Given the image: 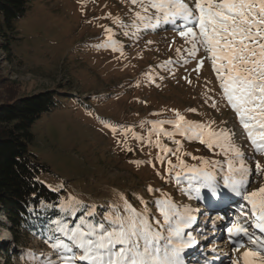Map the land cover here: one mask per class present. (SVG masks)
Wrapping results in <instances>:
<instances>
[{
	"label": "rangeland",
	"instance_id": "1",
	"mask_svg": "<svg viewBox=\"0 0 264 264\" xmlns=\"http://www.w3.org/2000/svg\"><path fill=\"white\" fill-rule=\"evenodd\" d=\"M138 10L140 6L131 5L130 0H33L25 16L15 23V31L0 32V101L46 90L59 93L56 100L60 104L43 114L31 127L29 149L43 167L39 179L52 191L62 193L60 203L74 197L84 205H96L97 219L112 203H122L121 195L140 211L144 209L139 199L142 197L157 217L159 213L152 201L164 197L194 212L203 201L196 199L195 192L186 191V182L177 185L174 173L169 177L167 172V159L176 164V156L168 154L161 164L155 159L157 136L153 135L152 143H147L150 122L175 118L172 111L175 109L188 120L215 121L213 128L233 130L235 144L241 147L246 164L253 169L249 190L264 184V171H255V161L264 165V155L254 154L234 111L220 99L210 63L205 62L199 75L192 71L196 60L182 65L180 61L185 53L177 54L176 49L187 48L184 39L171 25L147 29L132 27L134 13ZM115 18L128 27L115 23ZM106 28L112 29L113 38L119 42L123 54L119 50L96 47L107 39ZM169 58L174 63L165 65ZM146 73L153 77V82H149ZM209 89L214 90L209 92ZM9 90L17 92L7 96ZM213 100L218 102V108L211 106ZM190 108L197 112L188 111ZM102 120L121 127L114 135ZM145 121L149 123L140 127ZM128 126L131 128L126 137L123 128ZM163 127L172 130L169 124ZM133 133L144 136L143 146L133 138ZM159 139L169 148L178 147L163 135ZM175 139L181 140L179 155L190 165L198 163L192 156L224 159L213 155L197 141L189 142L179 135ZM125 140L127 146L123 143ZM149 186L162 191L150 193ZM58 205L45 209L48 213L56 211L52 214L53 220L76 219L66 217ZM81 212L78 208L77 216ZM44 218L49 217L41 218L32 231L19 233L22 246H18L12 235L13 224L4 213L0 216L3 223L0 242L7 250V253L1 252L0 264L11 253L14 264H37L30 254L47 256L52 264H60L59 252L50 246L52 240H49L58 234L49 230L54 227L51 219ZM212 218L210 216L209 221ZM224 229L210 235L211 241L203 245L204 252L197 258H192L187 249L186 263L206 264L207 261L215 264L217 257L218 264H230L229 257L236 258L238 253L233 251ZM249 231L253 232L251 228ZM203 236L208 240L209 235ZM239 239H245V248L251 247L245 237ZM194 244H197L195 240Z\"/></svg>",
	"mask_w": 264,
	"mask_h": 264
},
{
	"label": "snow or ice",
	"instance_id": "2",
	"mask_svg": "<svg viewBox=\"0 0 264 264\" xmlns=\"http://www.w3.org/2000/svg\"><path fill=\"white\" fill-rule=\"evenodd\" d=\"M130 4L140 6V10L134 13L132 27L147 29L171 25L184 39L187 48L176 49L177 54L185 53L180 61L182 65L196 60L192 71L199 75L205 62L210 63L220 89V99L234 111L254 154L264 155V0H130ZM114 22L128 27L119 18ZM105 32L107 39L96 47L119 50L123 54L119 42L113 38L112 29L106 28ZM173 63L169 58L165 65ZM145 75L149 82H153L150 74ZM211 106L218 108V102L213 100ZM172 111L175 118L150 122L152 127L147 143L151 144V137L157 136L155 146L158 154L155 159L164 164L168 154L175 155L176 164L167 159L169 177L174 173L177 185L186 182V191L189 194L195 192L196 199L206 202L209 210L213 201L222 199L226 193L241 197L250 206L251 219L240 223V218H237L225 229L233 251L238 253L236 258L229 257L230 264H264V184L249 190L253 169L246 164V155L241 147L235 144L233 130L213 128L215 121H192L179 110ZM188 111L195 113L197 109ZM102 123L114 135L121 127L106 120ZM146 123L149 122H142L140 127ZM165 124L171 125L172 130L165 129ZM221 124L226 122L221 121ZM130 128H123L126 137ZM161 135L178 147L172 149L164 145L159 139ZM177 135L189 142H199L213 155L224 159L192 156L198 163L188 164L179 155L182 142L175 139ZM133 138L143 146L144 136L133 133ZM117 143L121 141L117 140ZM123 143L127 146V140ZM127 150L132 151L131 147ZM155 166L153 163L152 167ZM255 171H264V165L258 160L255 161ZM148 191L162 190L149 186ZM139 199L144 205L142 211L121 195L122 203H112L99 219L96 205H84L74 197L62 201L58 207L66 217L76 219L50 221L54 227L49 230L58 234L49 237L52 240L50 246L58 250L60 264H186L184 254L188 248L194 247L191 232L185 231L195 221L190 214L192 210L181 208L175 201L164 197L152 201L159 213L157 217L148 209V202L142 197ZM78 208L82 209L79 216ZM241 215L247 218L248 212ZM249 226L262 235L250 232ZM239 237H245L251 247L245 248L244 240ZM30 255L37 264H52L50 257ZM206 264L212 262L206 261Z\"/></svg>",
	"mask_w": 264,
	"mask_h": 264
},
{
	"label": "trees",
	"instance_id": "3",
	"mask_svg": "<svg viewBox=\"0 0 264 264\" xmlns=\"http://www.w3.org/2000/svg\"><path fill=\"white\" fill-rule=\"evenodd\" d=\"M32 1L0 0V32L15 31V23L25 16ZM13 92L17 91L9 90L6 95ZM58 94L56 90H46L28 97L0 101V216L4 213L13 224L12 235L18 246H22L19 233L32 231L43 217L53 220L52 214L56 211L45 212L49 208L46 205L57 206L63 196L39 179L43 167L29 149L32 125L60 104L56 100ZM2 251L7 253L0 242V256ZM12 254L3 264H14Z\"/></svg>",
	"mask_w": 264,
	"mask_h": 264
},
{
	"label": "bare ground",
	"instance_id": "4",
	"mask_svg": "<svg viewBox=\"0 0 264 264\" xmlns=\"http://www.w3.org/2000/svg\"><path fill=\"white\" fill-rule=\"evenodd\" d=\"M234 202V201H237V196H235V195H233V194H228V196H223V198L222 199H219L218 201H217V203H220L221 204V209L222 210H224L225 209V202ZM204 203V202H203ZM206 203V202H205ZM234 205H236L235 207H233L232 206V208H231V210H236L235 208L238 206V204H234ZM198 207H196V209H197ZM199 210L200 211H203L204 210V206L202 207V206H199ZM204 212V211H203ZM201 215L204 217V213H201ZM218 218H216L215 219V221L217 220ZM232 220V219H231ZM214 221V222H215ZM232 221H235V219H233ZM240 223H246L243 219L242 220H240L239 221ZM197 227H198V223L196 222V221H194V223L192 224V226L190 227V228H188V229H186L185 231L186 232H191V235H192V237L193 238H195L194 240H195V243H197V241H196V239L198 240V236H194L195 235V233L197 232V234H200V232H198V231H201V230H198L197 229ZM249 228H251V231L253 230V231H255L256 232V234L257 235H261L259 232H258V230H255V229H253L251 226H249ZM223 229V228H222ZM222 231V230H221ZM221 231L219 232L218 230H215L214 232H212V233H205L206 234V236L207 235H209L208 236V240L209 241H206L207 243L208 242H210L211 241V239H209L210 238V235H213L214 233H217V234H219V233H221ZM223 234H225L224 233V231H223ZM203 238H205V237H203ZM240 238V237H239ZM243 240H245V239H243ZM206 243V244H207ZM199 245H197V244H194V247H191V248H188V250H187V252L189 251V253L191 254V257L192 258H197L198 256H200V254H202L204 251H202L201 253H199V248H198V246H200V243H198ZM205 244V245H206ZM219 246V245H218ZM220 247V246H219ZM198 248V249H197ZM198 253V254H197ZM197 254V255H196ZM52 255H54V257H55V253L54 254H52ZM58 256V255H57ZM188 256V255H187ZM219 261V259L216 257V259L214 260V263L215 264H218L217 262ZM187 264V263H186Z\"/></svg>",
	"mask_w": 264,
	"mask_h": 264
}]
</instances>
